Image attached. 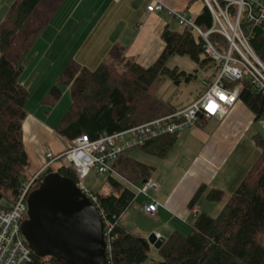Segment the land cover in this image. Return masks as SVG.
<instances>
[{"label": "trees", "instance_id": "16d2710c", "mask_svg": "<svg viewBox=\"0 0 264 264\" xmlns=\"http://www.w3.org/2000/svg\"><path fill=\"white\" fill-rule=\"evenodd\" d=\"M65 0H15L0 23V207L9 209L22 186L31 181V159L24 140V122L28 115L27 102L31 91L20 81L28 57L43 31L50 25ZM207 31L212 26V15L205 5L194 19ZM253 31L252 45L264 61V23L244 22ZM165 46L159 57L148 67L127 56V48L116 43L108 56L90 69L71 59L51 86L42 104L54 107L61 99L64 87L69 88L71 104L55 127V131L70 145L81 135L91 139L103 133H114L152 119L174 113L179 107L171 106L155 94L160 75L179 83L194 79L195 73L167 65L172 55H187L199 69L208 72L199 98L216 80L221 63L205 51V40L191 27L173 29L166 25L161 33ZM209 39L219 50L228 47L220 33H211ZM239 87L238 100L243 101L256 115L264 118V94L254 88L246 77L228 82ZM196 98V99H197ZM207 120L200 118L199 122ZM262 128V125H260ZM262 130H264L262 128ZM179 133L166 134L140 146L146 153L164 157L175 144ZM253 140L260 154L237 189L227 193L223 189L208 188L203 184L189 205L194 208L203 197L207 202H224L220 212L212 215L206 210L193 212L189 218V233L172 232L163 245L156 249L145 236L136 234L121 223V216L139 194L134 186L150 179L155 166L139 160L129 151L114 163L119 176L109 175L105 181L109 193L94 192L97 207L105 219L114 223L111 232L109 264H147L150 251L155 248L160 259L151 264H264V134L257 132ZM58 167L51 166L33 183L36 189L44 176L58 171L79 182L76 168L60 158ZM129 183L131 185H129ZM7 202L9 204H4ZM208 204V203H207ZM27 217V214L25 215ZM29 264H61L51 256L35 253Z\"/></svg>", "mask_w": 264, "mask_h": 264}, {"label": "crops", "instance_id": "0c3cea01", "mask_svg": "<svg viewBox=\"0 0 264 264\" xmlns=\"http://www.w3.org/2000/svg\"><path fill=\"white\" fill-rule=\"evenodd\" d=\"M14 1L0 0V23ZM150 1L65 0L35 44L28 61H31L37 52L43 51V61L48 68L62 51H67L66 54L73 57L72 59L90 69H95L108 56L112 47L120 43L126 46L128 57L135 58L142 66L148 67L159 57L165 46V43H161L158 39V34L166 25L171 27L170 19L173 20V16L166 11H149L147 5ZM163 1L185 12L193 19L205 7L202 0ZM60 63L57 61V67L51 79L40 84L41 89L35 95L37 101L57 81L66 60L62 65ZM46 69L44 74L49 68ZM20 81L28 87L21 78ZM67 90L69 88L66 87ZM33 91H31L32 94ZM63 100H65V105L69 104L67 94ZM60 104L61 102L59 106ZM45 107L47 110L41 106L36 112L29 110L24 122V140L27 151L29 154L33 151L36 159L34 164L33 161L31 163L35 170L34 173H37L46 162L45 151L39 147L38 139L41 137L46 139L47 134L55 130L62 116V111H57L55 119H51L53 122H48L53 111L58 108V104L53 108ZM254 120H257L256 115L243 101L238 100L223 119L210 118L180 132L175 144L164 157L152 155L159 158V161L152 164L155 166V171L151 177L158 189L153 190L151 195L148 194L143 199V207L147 202L158 203L157 211L154 214H148L156 223V227L149 230H137L139 228L136 227L134 230L130 228L133 226L128 222L121 221V223L130 231L146 238L152 231L159 237L167 238L172 232L179 231L183 227L181 224L189 221L193 212L198 213L203 210L200 204L192 209L189 205L201 185L205 184L208 188H219L232 193L231 191L237 189L247 174V169L250 168L243 166L237 175L227 166L238 151L244 136L249 133L251 129L249 126ZM258 122L261 125L260 121ZM62 138L59 135L58 141L57 139L52 140L54 147L55 144H60L57 153L70 146V143ZM180 143L183 144L181 153H173L174 148ZM49 150L50 148L47 152ZM162 162H166V165H162ZM162 166L163 172H161ZM203 199L202 197L201 200Z\"/></svg>", "mask_w": 264, "mask_h": 264}, {"label": "built area", "instance_id": "2783aa9c", "mask_svg": "<svg viewBox=\"0 0 264 264\" xmlns=\"http://www.w3.org/2000/svg\"><path fill=\"white\" fill-rule=\"evenodd\" d=\"M203 1L212 15V26L207 31L197 25L194 19H190L185 12L178 11L163 0H151L147 9L153 12L166 11L180 25L193 28L203 37L206 53L221 63L216 80L198 99L174 113L114 133L105 132L97 139L81 135L59 153L49 150L44 166L35 173L31 181L22 186L11 208L0 207V264L31 263L33 251L21 229V223L28 211V197L33 183L60 158H64L76 168L78 186L97 206L98 196L83 182L93 169L106 177L119 176L114 163L126 151L140 147L151 139L180 133L199 123L201 117L223 119L238 101L240 93L239 87H231L228 82H236L246 77L256 90L264 94V61L251 43L254 35L252 29L244 27V22L254 25L264 23V0ZM215 32L227 39L229 44L225 51H219L210 41L209 35ZM261 125L264 129V118ZM133 186L139 194L147 195L151 189H158L156 182L151 178ZM157 207L158 203L147 202L144 204V211L147 214H154ZM103 220L108 258L114 223L108 217Z\"/></svg>", "mask_w": 264, "mask_h": 264}, {"label": "rangeland", "instance_id": "374dc122", "mask_svg": "<svg viewBox=\"0 0 264 264\" xmlns=\"http://www.w3.org/2000/svg\"><path fill=\"white\" fill-rule=\"evenodd\" d=\"M203 1V0H202ZM204 3V1H203ZM176 9V8H175ZM178 10V9H177ZM180 11V10H178ZM191 16H189L190 18ZM173 20L170 19L171 21V28L173 29H182L183 26L179 24V22L173 17ZM193 19V18H190ZM44 32V31H43ZM161 33V31H160ZM160 33L158 34V39L161 41V43L164 44L163 39L160 36ZM158 46V45H157ZM155 49V48H154ZM157 50V48H156ZM35 52V49H34ZM43 51L37 52L34 56V58L25 65L24 71L21 74V80L23 83L27 84L28 87L31 89H28L30 91H33V97H30L27 109L28 111H38V108L41 106L44 109L47 110V108L42 104V99L45 97L46 93L49 91L50 87L55 83H53L45 92V95L41 97V99H35L37 96H35L41 89L40 84L44 81L46 83L51 79L54 74L55 69L57 67V61L61 62L60 64L62 65L63 62L66 60V63L64 64L65 66L67 65V62L71 60L73 57H69L68 54H66L67 51H62L61 55L57 56L55 58L56 63L54 62L51 64L50 67L47 68L48 65H45L43 61ZM64 65L62 70L64 69ZM167 65L170 68H173L175 66H178L181 70H186L187 72H192L195 73L196 75L194 76V79L190 81L183 80L179 83L175 82L173 79L167 76L160 75L159 79L157 80L156 87H155V94L157 97L160 99L168 102L171 106L175 107H183L184 105L189 104L191 100H193L195 97L199 96V93L201 91L202 86L205 84V80L207 78V74H210L213 71V68L209 69L208 72L203 71V70H196L199 69V66L197 63H195L189 56L187 55H172L169 57L167 61ZM48 70H47V69ZM51 68V69H50ZM47 70L46 73L44 74V70ZM50 70V71H49ZM61 70V71H62ZM40 72V73H39ZM61 73V72H60ZM60 75V74H59ZM68 91V92H67ZM66 91V87H64V95L62 96L60 102L58 104V108L53 111V114L50 119H48V122H53L51 119H55L57 116V111H62V116L65 113V111L68 109L70 103H71V93L69 90ZM68 95L69 98V104L65 105V100H63L65 95ZM31 95V96H32ZM55 107V106H54ZM53 108V107H52ZM50 109V108H49ZM51 110V109H50ZM33 112H31L32 114ZM34 114V113H33ZM61 116V117H62ZM48 124V123H47ZM48 126H50L48 124ZM250 131L249 133L244 136L242 143L239 145V149L236 152L235 156L230 160L227 168L230 169L231 171L237 175H239V172H241V169L243 166H247L246 168H251V166L254 164L256 159L258 158L260 154V150L255 144L253 140V135L257 132H263L259 122L257 120H254L252 124L249 126ZM59 135L56 133L55 130L52 132H49L47 134L46 139L44 137H41L38 139V144L39 147L45 151V154L50 148L54 153H57L58 148H59V143L58 145L55 144L54 147V142L52 141L53 139H57L58 141ZM63 139V138H62ZM51 140V141H50ZM56 141V142H57ZM183 144L180 143L178 146H176L173 150V153H181V149ZM61 148V146H60ZM29 153V152H28ZM129 154L133 155L134 157L138 158L139 160H142L144 162L148 163H156L159 161L157 157L152 156L148 153H146L144 150H142L140 147L133 148L131 151H129ZM31 163L36 160L34 157L33 151L30 152L29 154ZM62 162L60 160L56 161L54 166L58 167L61 165ZM162 165H166V162H162ZM163 172V166L161 167ZM249 170V169H247ZM31 174L35 172L33 166L31 165L30 169ZM35 174V173H34ZM106 176L99 174L95 169H93L88 176L84 179V184L86 187L90 188L91 190L95 192H100L102 194L109 193L112 188L111 186L105 181ZM129 185H131L129 183ZM133 187V185H131ZM236 190V189H235ZM234 190V191H235ZM152 189L148 192L149 195L152 193ZM231 191V192H234ZM147 194H138L136 199L134 200L133 204L127 209V211L121 216V221L122 222H128L133 227H130L131 229L134 228H139L137 230H143V229H153L156 227V223L152 220V217L145 213L144 207H143V199H145ZM205 199L201 200L200 205L203 206V210H206L207 212L211 213L212 215H217L222 206L224 205V202H207L208 205L206 206L204 201ZM4 204H9L7 202H3ZM183 227L179 229L180 232L182 233H189L192 230V225L189 221H184V223L181 224ZM136 230V229H134ZM154 231L150 232L153 233ZM148 235V236H149ZM160 259V255L156 251L155 248H152L150 251V256L147 264H151L152 260H158Z\"/></svg>", "mask_w": 264, "mask_h": 264}, {"label": "water", "instance_id": "95a60500", "mask_svg": "<svg viewBox=\"0 0 264 264\" xmlns=\"http://www.w3.org/2000/svg\"><path fill=\"white\" fill-rule=\"evenodd\" d=\"M21 229L39 257L51 256L61 264H109L99 209L76 181L58 171L47 173L30 192ZM147 239L156 249L165 241L155 232Z\"/></svg>", "mask_w": 264, "mask_h": 264}]
</instances>
